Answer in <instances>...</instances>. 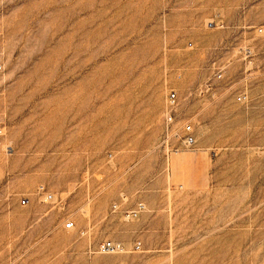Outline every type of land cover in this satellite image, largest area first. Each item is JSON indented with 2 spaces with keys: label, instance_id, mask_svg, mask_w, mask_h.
Segmentation results:
<instances>
[{
  "label": "rangeland",
  "instance_id": "rangeland-1",
  "mask_svg": "<svg viewBox=\"0 0 264 264\" xmlns=\"http://www.w3.org/2000/svg\"><path fill=\"white\" fill-rule=\"evenodd\" d=\"M0 264H264V0H0Z\"/></svg>",
  "mask_w": 264,
  "mask_h": 264
},
{
  "label": "built area",
  "instance_id": "built-area-1",
  "mask_svg": "<svg viewBox=\"0 0 264 264\" xmlns=\"http://www.w3.org/2000/svg\"><path fill=\"white\" fill-rule=\"evenodd\" d=\"M178 104L177 101V93L176 91L171 92L168 97H167V111L165 114V124H166V128H169L174 120V114H175V110H176V106ZM174 136H176L178 139H180L182 141V143L187 146L190 147L191 145H193L195 143V138L192 132V125L188 124V123H184V125L179 129L174 131ZM25 199H22L21 203L25 204ZM142 204L141 203H137V205L130 211H127L126 213V217L127 216H135L137 215L139 212H141L142 210ZM64 227L67 229H71L73 228V223L71 221H65L64 222ZM103 248L105 250H111L114 248V245L112 242H107L106 244H104Z\"/></svg>",
  "mask_w": 264,
  "mask_h": 264
}]
</instances>
